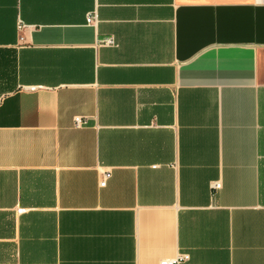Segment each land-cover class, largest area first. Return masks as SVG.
I'll list each match as a JSON object with an SVG mask.
<instances>
[{
  "label": "crops",
  "instance_id": "obj_1",
  "mask_svg": "<svg viewBox=\"0 0 264 264\" xmlns=\"http://www.w3.org/2000/svg\"><path fill=\"white\" fill-rule=\"evenodd\" d=\"M179 254L264 264V0H0V264Z\"/></svg>",
  "mask_w": 264,
  "mask_h": 264
},
{
  "label": "built area",
  "instance_id": "obj_2",
  "mask_svg": "<svg viewBox=\"0 0 264 264\" xmlns=\"http://www.w3.org/2000/svg\"><path fill=\"white\" fill-rule=\"evenodd\" d=\"M97 20V14H92L89 16L88 18V22L91 23L93 21ZM25 26H23L22 24L19 25V29H23ZM101 45L103 46H115L116 42L114 40V38H105L103 40H101ZM75 124L77 127H80L82 125H84V120H82L81 118H76L75 119ZM111 177V172H104L103 174V179L101 181L100 186L103 188L106 186L107 181L110 179ZM211 188L212 190H220L222 188V183L221 182H213L211 184ZM190 260V256L187 254H179L175 259L173 260H163L160 264H184L186 262H188Z\"/></svg>",
  "mask_w": 264,
  "mask_h": 264
}]
</instances>
